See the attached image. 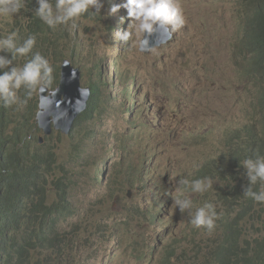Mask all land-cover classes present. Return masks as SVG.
Masks as SVG:
<instances>
[{"label":"clouds","instance_id":"clouds-1","mask_svg":"<svg viewBox=\"0 0 264 264\" xmlns=\"http://www.w3.org/2000/svg\"><path fill=\"white\" fill-rule=\"evenodd\" d=\"M239 2L243 23L241 36L235 44L234 51L235 56L241 61L243 83L250 93L255 89L257 83L253 77L247 75V68L251 64L252 56L245 38L252 12L248 15L246 12L247 8H250L251 0H239ZM10 14L17 17L16 22L21 25L18 30L12 29L5 37L0 38V102L16 114L14 120H18L21 114H26L29 120H33L37 130L41 131V135L38 137L39 144L43 145L46 140L45 151H54L60 166H64L59 160L63 152L74 155L85 145L88 146L87 150L90 153V150L97 146H107L109 143L112 147H116V145L122 146L125 143V140L121 139L111 144L109 133L103 134L100 130L94 129L86 131L79 138L72 137V134L82 123L97 119L99 114L108 116L114 112L111 105L115 104L117 98L122 95L126 105L123 122L124 126L130 130L131 141H134V138L139 139V131H148L149 134H152L157 126L169 117L168 109L161 107L168 103V96L160 98L159 94H156L157 91L144 87L136 73L121 70L122 64L118 58L116 67L121 71V75L118 81L113 82L103 74L100 59H93L88 54L82 55L78 49H72L69 54L64 55L59 51L57 40L60 34L68 32L79 47L92 48L106 41L109 36L115 35L117 23L116 35L120 43V50L130 49L148 53L158 48L164 49L170 45L168 43L171 40L180 37L182 30L191 20L190 9L184 4L182 5L180 0H111L110 4H108V0H0V15L8 16ZM92 17L100 21L101 34L92 40H85L79 35L76 22L81 18ZM52 56L62 58V61L56 65L51 60ZM98 62L100 63L98 64ZM144 62L146 65H140L144 70L161 65H149L147 60ZM87 73L92 76L89 80H85ZM118 85L122 87L121 94L115 93ZM174 86L178 85L174 84ZM21 88H24V91L20 92L18 97L17 93ZM36 88L38 94H35ZM28 91L29 93L25 94ZM180 92L182 93V91ZM29 96H34V98L27 99ZM91 105L94 106L92 117L81 122L75 128L77 120ZM65 106L81 108L69 133L56 129L53 121L54 113H57L59 118H63L60 115V110ZM52 107L53 113L50 111ZM207 108L209 110L196 118L191 128L185 131L187 145L200 150V157L196 165L188 172L160 170L156 166L157 154H152L147 145L142 146V157L138 163L130 161L127 152L123 151L120 158L121 167L118 172L120 179L126 177L127 187L136 189L139 195L144 196V189L141 190L137 184L144 185L146 192L149 193L150 189L154 188L155 210L147 209V218L153 224L158 222L160 226H164L167 222L172 223V218L164 217V212L170 214L168 211L173 207V203L181 213L188 212L194 232L189 244L195 253L194 259H192L194 264H220L218 253L220 248L226 244L230 235L229 230L238 219H240L239 224L242 219L248 222L243 236L244 245L245 240L252 241L259 234L258 239H262L261 231L264 230V158L257 157L255 160L249 158L243 162L240 161L246 170V181H249V186L243 195L236 199L227 200L231 190L226 194L219 193L212 182L214 179L205 176L202 179H197L196 172L203 161L211 154L215 159H218L226 150L223 141L235 139L237 132H240V129H243L250 120L248 114L246 121L236 126L226 123L217 126L213 118L220 114H216L211 106H207ZM13 109L17 112H14ZM250 109L251 104H248V113ZM48 122H51L50 134H47L42 128ZM37 133L34 134V137ZM55 133H61L63 137L49 139ZM65 138L69 139L68 146L64 144ZM228 154L229 157L232 155L231 147L228 148ZM81 155L84 154L78 153L79 161L82 160L79 157ZM85 159L91 165L87 177L77 174L74 178H68L61 175L62 171L57 173V176H62L68 181L72 203L79 205L81 218L78 217L76 222L82 225V228L79 229L71 225L69 229L74 231L73 236L79 237L80 242L72 244V249L66 255L67 258L68 254L73 253L74 260L65 262L59 254H49L45 255L44 264H87L82 259V251L77 252L83 239L82 231L91 232V228L86 223L88 210L85 206L86 197L82 185L92 183L95 174L94 157L90 154L85 156ZM104 162L105 159L101 158V169L98 171L101 178L96 177V184L103 183ZM143 170L146 172L144 173ZM178 176L181 180L180 183L188 185L192 193L203 194L211 190V196L220 201L219 208L216 209L213 203L207 202L194 209L190 198H175L176 194L166 188L159 187V183L166 185L171 179ZM147 181L149 183H146ZM131 193L130 189V195ZM112 197V193H108L107 197H104L103 218L104 224L108 226L110 224L108 222L113 221L110 208ZM106 203L108 204L106 205ZM253 212L259 216L255 222H252V219L248 220ZM220 218L223 222L219 228H216ZM257 225L262 229L257 234L250 235L249 228ZM110 228L114 230L115 225H111ZM203 231L208 235L200 237ZM164 237L165 254L167 252L174 253L171 264H176L174 259L179 253L181 243L168 229ZM136 249L140 252L141 246L138 244ZM163 264H168L165 257Z\"/></svg>","mask_w":264,"mask_h":264},{"label":"rangeland","instance_id":"rangeland-1","mask_svg":"<svg viewBox=\"0 0 264 264\" xmlns=\"http://www.w3.org/2000/svg\"><path fill=\"white\" fill-rule=\"evenodd\" d=\"M108 0V4H110ZM180 3L191 11V20L182 30L180 37L171 40L164 49H156L145 53L139 50H120L117 38V23L115 35L109 36L95 47H79L71 39L69 33L60 34L57 43L59 51L64 55L72 49L88 54L93 59L101 60V70L113 82L118 81L121 71L116 67L117 58L120 60L121 70L132 71L137 74L144 87L157 91L160 98L168 96L166 106L169 117L160 123L155 132L139 131V139L131 141V133L124 126V96L117 98V102L111 105L115 111L110 115L99 114L97 119L84 122L75 130L72 137L79 138L91 129L100 130L103 134L111 135V144L117 140H125L122 146L112 147L97 146L90 150L94 157V172L92 183L82 185L86 197V210H88L86 223L91 232L82 231V243L77 252L82 251V259L87 264H163L165 257V234L167 229L179 239L181 248L175 257L176 264H194V250L189 246L194 236L191 217L188 212L181 213L176 205L167 212L164 217H171L172 223L167 222L160 226L153 224L147 218V209L155 210L153 204L154 190L146 192L144 185L137 184L143 190L144 196L132 187H127V179L119 178L121 167L120 158L123 151L127 152L130 161L141 160L142 146L147 145L152 154H157L156 166L162 171L179 170L188 172L200 157V150L190 147L186 142L185 131L190 129L195 119L200 117L211 106L216 114L214 121L217 126L222 123L236 126L245 122L248 115V88L241 77V61L235 56V44L240 39L242 32L241 5L239 0H180ZM111 7V6H110ZM17 17L0 15V38L5 37L12 29H19L20 23ZM78 33L85 40H92L101 34L100 21L92 18H81L76 22ZM54 64L60 63L62 58L51 57ZM161 64L156 67L142 69L140 65ZM112 61V64H111ZM100 62H98L99 64ZM148 65V64H147ZM17 66V65H16ZM116 69V71H115ZM89 73L85 80L91 79ZM177 84L178 86H174ZM120 85L115 93L121 94ZM24 88L18 90V97ZM35 94H38L36 88ZM182 91V93L180 92ZM40 97V92H39ZM29 96L27 99H32ZM182 100V101H181ZM64 144L69 145V139H64ZM78 153L71 155L63 152L59 160L64 165L61 174L64 177L74 178L77 174L87 177L91 165L86 162L85 156ZM101 158L105 159V175L103 183L96 184L95 179L99 175ZM98 173V174H97ZM136 176L138 173H135ZM180 177H175L160 188H166L175 198L188 197L192 200L194 209L203 206L207 202L220 206L218 198L211 196V190L203 194L192 193L190 187L180 183ZM86 180V179H85ZM119 182V183H117ZM219 193H228L233 186L221 180L214 179ZM130 189L132 193L130 195ZM112 193L110 201L112 210L108 225L104 224L103 210L104 197ZM108 203H106L107 205ZM193 209V211H194ZM151 213V212H150ZM259 218L257 213H252L248 220L252 222ZM115 225V229L110 228ZM261 226L249 228V234H257ZM208 234L203 231L200 237ZM207 240V239H206ZM208 243V240H207ZM141 246L138 252L136 246ZM205 250L207 247L205 245Z\"/></svg>","mask_w":264,"mask_h":264},{"label":"trees","instance_id":"trees-1","mask_svg":"<svg viewBox=\"0 0 264 264\" xmlns=\"http://www.w3.org/2000/svg\"><path fill=\"white\" fill-rule=\"evenodd\" d=\"M251 12L245 38L252 56L247 75L257 83L250 92L254 95L248 96L250 120L237 132L235 139L223 141L226 150L218 159L211 154L196 172L197 179L205 176L231 184L233 188L227 200L243 195L249 186L240 161L264 158V0H251L246 15ZM93 111L94 106H89L75 128L92 117ZM15 115L0 102V264H44L45 255L49 254H59L65 262L74 260L73 253L67 258L66 255L72 244L80 239L73 236L74 231L69 227L81 229L82 225L76 222L81 218L79 205L72 203L68 181L57 176L59 171H64V166L58 164L54 151H45L46 140L43 145L39 144L41 131L33 120L26 114L14 120ZM53 137L63 135L55 133L49 139ZM87 147L83 145L77 153L89 156ZM229 147L232 149L230 157ZM239 220L235 221L226 244L220 248V264H264V230L261 231L262 239H258L259 234L252 241L245 240L244 245L248 222L242 219L239 224ZM222 222L220 218L216 228ZM174 255L165 254L168 264Z\"/></svg>","mask_w":264,"mask_h":264},{"label":"water","instance_id":"water-1","mask_svg":"<svg viewBox=\"0 0 264 264\" xmlns=\"http://www.w3.org/2000/svg\"><path fill=\"white\" fill-rule=\"evenodd\" d=\"M81 108L78 107H63L60 110V115L63 116V118H59L57 116V113H54V124H55V128L56 129H61L64 133H69L72 125H73V121L75 119V117L79 114ZM51 113L54 112L53 107L50 108ZM44 118V117H43ZM50 123L48 122L46 125L42 126V128L45 129V132L47 134H50L51 132V128H50Z\"/></svg>","mask_w":264,"mask_h":264},{"label":"bare ground","instance_id":"bare-ground-1","mask_svg":"<svg viewBox=\"0 0 264 264\" xmlns=\"http://www.w3.org/2000/svg\"><path fill=\"white\" fill-rule=\"evenodd\" d=\"M111 1V0H110ZM115 71H116V69H115ZM39 127V126H38ZM152 189L154 190V188L152 187Z\"/></svg>","mask_w":264,"mask_h":264}]
</instances>
